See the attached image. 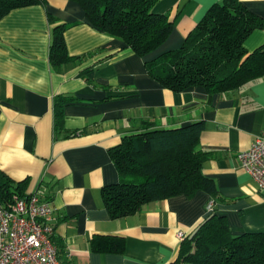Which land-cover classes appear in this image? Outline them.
Wrapping results in <instances>:
<instances>
[{"label":"crops","instance_id":"obj_1","mask_svg":"<svg viewBox=\"0 0 264 264\" xmlns=\"http://www.w3.org/2000/svg\"><path fill=\"white\" fill-rule=\"evenodd\" d=\"M221 1L157 0L153 11L167 13L172 30L144 57L89 24L73 0L36 2L0 18V172L53 206L59 264H168L178 254V231L189 235L211 213L224 216L232 235L264 232V187L237 158L264 130V77L223 93L201 86L176 92L153 80L145 65L180 47ZM240 1L263 22L244 39L252 51L264 43V0ZM56 24L66 25L72 57L59 67L49 59ZM59 97L72 99L62 107V130L56 128ZM196 120L204 124L197 146L207 152L202 174L216 189L212 211L206 210L212 197L199 190L111 218L102 198V188L118 181L109 149L149 122L167 129ZM98 235L123 237V251L92 250Z\"/></svg>","mask_w":264,"mask_h":264},{"label":"trees","instance_id":"obj_2","mask_svg":"<svg viewBox=\"0 0 264 264\" xmlns=\"http://www.w3.org/2000/svg\"><path fill=\"white\" fill-rule=\"evenodd\" d=\"M73 1L82 7L89 24L121 39L124 48L141 57L156 50L172 30L168 14L153 11L157 0ZM36 2L46 0H0V18L13 8ZM49 19L55 23L53 17ZM262 26L240 0H222L209 8L180 47L146 61L147 73L176 92L191 86L204 87L209 94L237 89L264 77V43L252 51L243 44L250 32ZM65 27H52L49 59L53 67L72 59L64 41ZM71 100H56L57 130L63 128L62 107ZM151 124L109 149L118 181L102 188V198L111 218L131 215L150 201L172 195L191 197L201 190L214 198L215 185L202 174L207 152L197 148L203 121L167 129ZM23 185L0 172V201L6 202L14 193L25 195ZM90 245L101 253H119L124 238L98 235ZM168 264H264V232L232 235L224 216L211 213L181 240L176 258Z\"/></svg>","mask_w":264,"mask_h":264},{"label":"built area","instance_id":"obj_3","mask_svg":"<svg viewBox=\"0 0 264 264\" xmlns=\"http://www.w3.org/2000/svg\"><path fill=\"white\" fill-rule=\"evenodd\" d=\"M240 167L264 187V130L237 155ZM214 199L206 205L212 211ZM53 206L35 193L12 194L0 201V264H59L52 241ZM182 240L185 235L178 231Z\"/></svg>","mask_w":264,"mask_h":264}]
</instances>
